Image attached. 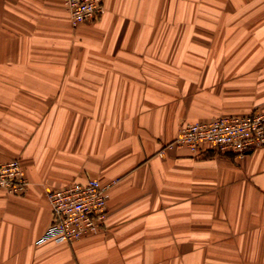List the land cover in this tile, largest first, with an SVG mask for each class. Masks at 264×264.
I'll return each instance as SVG.
<instances>
[{"label": "crops", "instance_id": "obj_1", "mask_svg": "<svg viewBox=\"0 0 264 264\" xmlns=\"http://www.w3.org/2000/svg\"><path fill=\"white\" fill-rule=\"evenodd\" d=\"M0 0V264H264V149L194 155L185 124L264 109V0ZM111 184L104 226L38 244L46 191Z\"/></svg>", "mask_w": 264, "mask_h": 264}, {"label": "built area", "instance_id": "obj_2", "mask_svg": "<svg viewBox=\"0 0 264 264\" xmlns=\"http://www.w3.org/2000/svg\"><path fill=\"white\" fill-rule=\"evenodd\" d=\"M65 5L74 27L95 21L104 13L103 0H65ZM172 145L187 147L198 156L212 151L242 157L264 149V109L245 116H222L210 122L185 124ZM28 185L18 159L0 161L1 190L22 195ZM110 186L90 179L46 191L52 221L37 243H74L101 230L108 216Z\"/></svg>", "mask_w": 264, "mask_h": 264}]
</instances>
